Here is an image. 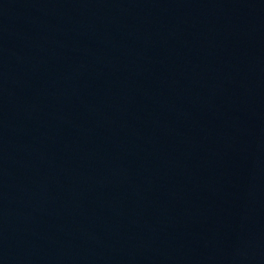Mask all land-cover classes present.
Returning <instances> with one entry per match:
<instances>
[{"label":"water","instance_id":"95a60500","mask_svg":"<svg viewBox=\"0 0 264 264\" xmlns=\"http://www.w3.org/2000/svg\"><path fill=\"white\" fill-rule=\"evenodd\" d=\"M0 264H264V0H0Z\"/></svg>","mask_w":264,"mask_h":264}]
</instances>
